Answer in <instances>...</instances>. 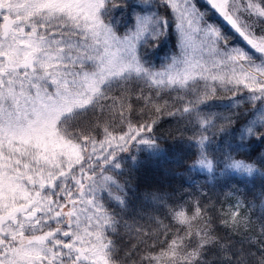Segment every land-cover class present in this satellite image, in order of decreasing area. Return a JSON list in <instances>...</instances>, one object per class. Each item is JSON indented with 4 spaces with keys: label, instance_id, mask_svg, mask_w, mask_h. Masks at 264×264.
Segmentation results:
<instances>
[{
    "label": "snow or ice",
    "instance_id": "obj_1",
    "mask_svg": "<svg viewBox=\"0 0 264 264\" xmlns=\"http://www.w3.org/2000/svg\"><path fill=\"white\" fill-rule=\"evenodd\" d=\"M163 2L176 17L179 52L156 68L143 49L170 25L152 0H140L123 32L113 0H0V264H264V216L261 247L233 251L199 200L168 209L172 224L155 238L135 229L143 252L134 245L122 258L112 238L121 222L103 196L127 208L123 154L135 162L133 149L159 151L153 132L165 115L193 134L190 170L259 171L231 153L210 154L216 133L229 134L218 122L234 123L210 101L242 85L251 107L231 134L240 146L264 142V0H207L221 25L194 0ZM261 201L264 212V193ZM242 208L237 202L221 223L249 229ZM213 250L223 259L209 261Z\"/></svg>",
    "mask_w": 264,
    "mask_h": 264
},
{
    "label": "trees",
    "instance_id": "obj_2",
    "mask_svg": "<svg viewBox=\"0 0 264 264\" xmlns=\"http://www.w3.org/2000/svg\"><path fill=\"white\" fill-rule=\"evenodd\" d=\"M196 6L207 13V18L214 25L223 24L222 19L213 11L204 0H194ZM112 16L120 26L121 32L130 29L134 14L140 9L135 7L140 0H116ZM169 21V29L158 41L149 40L143 51L147 60L156 68L170 62V58L179 52L178 38L174 22ZM225 31L229 32L225 26ZM234 42L242 44L241 41ZM167 99V97H165ZM248 92L242 85L237 91H218L217 95L211 98L210 110L218 116H232L234 123L228 125L221 121L219 126L229 128V134L223 136L217 132L209 149L210 154L215 150L219 158L225 153H231L235 158L244 160L247 163H254L259 169L251 176L241 174L224 173L218 170L213 176L200 169H189L194 159L193 153L196 149L190 141L193 137L191 131H185L188 127L185 120L178 117L164 116L154 129L153 135L157 138L159 151H152L147 148H136L131 155L136 157L133 162L128 159L129 153H125L126 167L124 175L120 177L121 184L127 182L126 191L123 193L127 200V208L117 207L116 201L107 195L103 196L105 205H111L110 211L117 212L120 220L118 234L112 238L116 241L118 249L123 252L129 251L134 245H140L142 236L136 234L135 229L140 228L144 232H150L155 238L163 231L164 225H171L168 217V209L175 207L179 197L184 191H189L194 201L199 200L201 204L210 209L209 215L213 218L212 227L215 235L222 238V243L238 251L242 247L247 249L249 243L256 245L252 249L261 247L259 244L261 216V194L264 193V166L259 161L264 158V142L253 139L244 141L240 146L239 133L231 134V129L238 127L246 118L245 113L251 106L247 103ZM134 108L139 112L140 105L133 102ZM240 120L236 121L235 117ZM150 116L141 119H151ZM133 119V123H135ZM119 131V127L116 128ZM198 178L203 183L204 191L192 189L188 186V179ZM151 194V195H150ZM152 196L163 197L158 201ZM241 202L244 215L251 221V227L246 230L233 231L230 227L221 223V218L227 216L232 207ZM127 224L130 226L125 227ZM174 231V229H173ZM163 238V237H161ZM152 241H149L151 243ZM141 252L144 246L140 245ZM209 261L223 259V254L217 256V250H213L208 257Z\"/></svg>",
    "mask_w": 264,
    "mask_h": 264
},
{
    "label": "rangeland",
    "instance_id": "obj_3",
    "mask_svg": "<svg viewBox=\"0 0 264 264\" xmlns=\"http://www.w3.org/2000/svg\"><path fill=\"white\" fill-rule=\"evenodd\" d=\"M116 0H113V2ZM207 2V0H204ZM179 2V0H177ZM153 7L151 9L152 12H158L161 16H165L168 20L176 22V17L172 14L171 10L168 7H165L163 0H152ZM208 4V3H207ZM209 5V4H208ZM198 55V54H193ZM150 116V113L147 114ZM145 115V116H147ZM208 173L207 171H205ZM188 186L192 187V189L198 190L200 192L204 191L203 183L198 178H190L188 179ZM194 202V199L191 197L190 190L184 191L182 195L179 197L177 204H183L186 206H190ZM175 205V207L177 206Z\"/></svg>",
    "mask_w": 264,
    "mask_h": 264
}]
</instances>
